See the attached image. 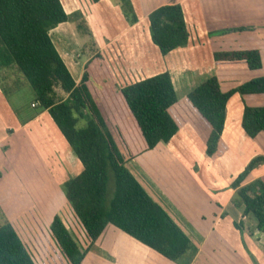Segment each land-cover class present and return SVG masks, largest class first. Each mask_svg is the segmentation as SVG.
<instances>
[{
    "label": "crops",
    "instance_id": "1",
    "mask_svg": "<svg viewBox=\"0 0 264 264\" xmlns=\"http://www.w3.org/2000/svg\"><path fill=\"white\" fill-rule=\"evenodd\" d=\"M131 2L138 17L135 25L127 22L117 0L98 3L74 0L67 5L63 2L66 12L82 14L120 88L167 72L178 97L184 98L212 77L218 79L224 92L264 77V0ZM172 2L183 9L189 43L163 56L151 40L148 17ZM73 25L76 28L75 23ZM55 29L50 32L51 39L78 84L91 56L84 51L74 56L66 49L62 40L74 35L69 22ZM88 40L81 50L90 38ZM250 50L260 52L261 69L250 70L245 62H216L214 59L218 52ZM83 56L87 58L82 60ZM4 96L0 88V204L34 262L38 264L35 257L39 252L44 258V262L38 259L39 264H50L47 257L53 249L52 242L59 248L50 226L54 216L61 217L69 204L58 188L55 192L60 201L58 207L49 206L56 199L53 195L40 210L30 196L26 197V188L20 189L18 184L21 177H25L26 168L45 172L51 164L53 170H49L55 178L54 184L62 187L81 174L83 167L47 111L27 116L25 113L23 120L18 119ZM34 103L30 104L32 109ZM246 107H264V94L244 97L236 94L231 98L222 135L227 151L218 159L206 156L203 142L187 124L169 143H159L155 149L126 165L197 246V254L190 264H215L220 258H225L227 264H264L259 248L264 239L257 241L250 233L251 228L256 227L255 221L247 219L244 233L234 226L240 222L243 208L233 205L235 191L231 184L254 158H264V134L251 139L242 128ZM256 180L264 182V163L251 172L244 184ZM5 185L14 186L18 195L11 192L14 193L11 196L10 188L1 190ZM19 217L24 219L18 221L17 230L14 221ZM69 223L75 227L74 223ZM75 225L80 232L74 228L76 231L72 233L86 252L83 264H176L114 226H108L97 242L91 244L80 222Z\"/></svg>",
    "mask_w": 264,
    "mask_h": 264
},
{
    "label": "trees",
    "instance_id": "2",
    "mask_svg": "<svg viewBox=\"0 0 264 264\" xmlns=\"http://www.w3.org/2000/svg\"><path fill=\"white\" fill-rule=\"evenodd\" d=\"M101 0H91L98 3ZM130 25L138 22L131 0H117ZM77 31L90 38L83 50L91 56L77 84L57 51L50 32L70 21L61 0H0V88L12 72L21 75L35 93V112L47 111L79 159L83 170L63 185L65 198L91 244L114 226L176 264H190L198 249L171 216L148 194L126 165L172 138L189 124L218 159L227 146L222 139L227 106L239 94H264V77L224 92L216 77L207 79L179 98L169 73L120 88L104 55L98 51L82 14H73ZM153 44L163 56L184 48L189 33L180 4L169 3L148 17ZM216 62H245L250 70L262 67L260 52L215 53ZM60 89L66 98L57 93ZM246 135L264 134V107H246L242 119ZM264 163L254 158L232 182V203L243 208L235 228L241 233L247 219L255 221L252 237L264 239V182L244 184ZM114 191L110 193L111 179ZM0 264H36L0 207ZM50 231L69 264H83L86 252L55 215ZM189 254V261L184 262ZM255 263L254 258L251 256Z\"/></svg>",
    "mask_w": 264,
    "mask_h": 264
},
{
    "label": "rangeland",
    "instance_id": "3",
    "mask_svg": "<svg viewBox=\"0 0 264 264\" xmlns=\"http://www.w3.org/2000/svg\"><path fill=\"white\" fill-rule=\"evenodd\" d=\"M72 1H74V0H63L65 5H67L68 3L71 4ZM61 2H62V0H61ZM63 2H62V4H63ZM66 13L70 17L69 27L73 30L74 35L70 34V35L66 36L65 39L62 41H65V43L67 45L66 49L69 51V53L76 56L77 54H81V52H82L81 48H82L83 44L85 42H87V40L89 38L85 37L83 35H80L77 32L76 28L73 25L74 24L73 13H68V12H66ZM86 58H87L86 56H83L82 60H85ZM1 83H2L3 89L5 90V94H4L5 96L4 97L6 98L8 103L10 104L12 110L16 113V117L18 119L20 117L23 120V118H24L23 116L25 113H26V116L28 114L33 113V112L35 113V110L30 107L31 102H35V93H34L32 87L30 86V84L21 75L17 74L16 72H12L9 75L8 80L3 78ZM56 91L59 95H61V97H64V98L66 97L65 96L66 94H63V92L60 89H57ZM184 92H185V90H184ZM184 92H183V94H184ZM48 166L49 167H48L47 171H45L46 174H45L44 170L39 171L36 169H27L26 168V175H24L25 177H21L20 183L18 184V186H19L18 188H20V189L26 188V197L30 196L34 200L36 207L40 208V210H43L44 206L46 205V202H49L50 199L52 200L53 195H55V192H57L58 188H60L59 190L63 191V186L59 187V186H57V184H54L53 179L55 180V178L52 176V174L49 170V168H51L53 170V165L49 164ZM47 176H49L50 178H48ZM179 187L182 189V186H179ZM9 188L12 190V191L9 190L10 193L16 192V191H14V186H12V185H5L3 187V189H1V190H7ZM113 191H114V180L112 178L111 183H110V193L113 194ZM13 195H14V193H11V196H13ZM16 195H18L17 192L14 196H16ZM55 198L56 199H54L53 204H49V206H53V208H57L59 203H60V201L58 199L59 198L58 195H55ZM0 207H1V210L4 214V216H5V219H7L10 222L9 217L7 216L6 212L2 209L1 204H0ZM48 213H49V211H48ZM61 217H62L63 221L68 225L71 232L76 231V230L80 232V229L78 230V225H75L76 223H78V220L76 221L77 218L69 206H67V208L61 212ZM21 219H24V218L19 217L17 219V222L14 221V225L16 226V228H17V223H19L20 222L19 220H21ZM69 221L74 223L75 227L70 226ZM3 222H4V218H0V223H3ZM74 228H76V230H74ZM17 230H18V228H17ZM251 230L253 231L254 227H252ZM52 243H53L52 244L53 249H52V251H50V255H49L50 257H47V260L49 261V263L50 264H68L65 257L61 253V250L56 246L55 242L53 241ZM261 244L262 243H260L259 248H260V251L264 255V244H262V245ZM194 247H197L195 245V243H194ZM191 257H192V255L189 254L186 258H184V262L189 261ZM263 258H264V256H263ZM35 259L38 261V264H39V260L40 261L44 260V258H42L41 253H39V252H38V257H35ZM202 261L205 262L204 259H202ZM217 262L219 264H227V260L225 258H223V259L220 258L219 260H217ZM211 263H206V264H211ZM218 263H215V264H218Z\"/></svg>",
    "mask_w": 264,
    "mask_h": 264
},
{
    "label": "built area",
    "instance_id": "4",
    "mask_svg": "<svg viewBox=\"0 0 264 264\" xmlns=\"http://www.w3.org/2000/svg\"><path fill=\"white\" fill-rule=\"evenodd\" d=\"M36 105H33V107H35Z\"/></svg>",
    "mask_w": 264,
    "mask_h": 264
}]
</instances>
